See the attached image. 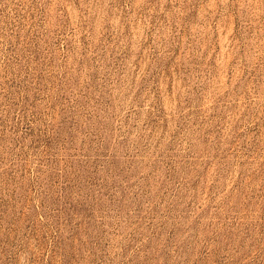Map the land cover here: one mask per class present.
Here are the masks:
<instances>
[{"label":"rangeland","instance_id":"obj_1","mask_svg":"<svg viewBox=\"0 0 264 264\" xmlns=\"http://www.w3.org/2000/svg\"><path fill=\"white\" fill-rule=\"evenodd\" d=\"M0 264H264V0H0Z\"/></svg>","mask_w":264,"mask_h":264}]
</instances>
